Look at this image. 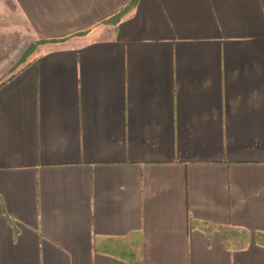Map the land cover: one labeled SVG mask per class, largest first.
I'll return each mask as SVG.
<instances>
[{"label": "crops", "instance_id": "1", "mask_svg": "<svg viewBox=\"0 0 264 264\" xmlns=\"http://www.w3.org/2000/svg\"><path fill=\"white\" fill-rule=\"evenodd\" d=\"M0 264H264V0H0Z\"/></svg>", "mask_w": 264, "mask_h": 264}, {"label": "water", "instance_id": "2", "mask_svg": "<svg viewBox=\"0 0 264 264\" xmlns=\"http://www.w3.org/2000/svg\"><path fill=\"white\" fill-rule=\"evenodd\" d=\"M36 44L30 43L26 46V48L23 50L21 55L18 57V59L15 61L13 66L10 68L11 70L16 69L19 65H21L25 60L31 55V53L34 51Z\"/></svg>", "mask_w": 264, "mask_h": 264}, {"label": "rangeland", "instance_id": "3", "mask_svg": "<svg viewBox=\"0 0 264 264\" xmlns=\"http://www.w3.org/2000/svg\"><path fill=\"white\" fill-rule=\"evenodd\" d=\"M15 63V62H14ZM13 63V64H14ZM13 64L10 66L7 67V69L5 71H3L0 75V79L5 77L6 75H8L9 73H11L12 71H14L15 69L11 70L10 68L13 66Z\"/></svg>", "mask_w": 264, "mask_h": 264}]
</instances>
